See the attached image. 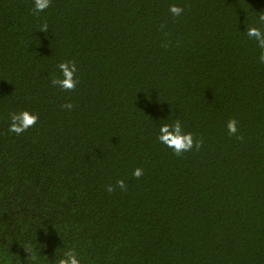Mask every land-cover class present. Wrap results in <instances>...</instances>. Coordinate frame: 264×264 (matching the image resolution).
Segmentation results:
<instances>
[{"label": "trees", "instance_id": "trees-1", "mask_svg": "<svg viewBox=\"0 0 264 264\" xmlns=\"http://www.w3.org/2000/svg\"><path fill=\"white\" fill-rule=\"evenodd\" d=\"M33 10L0 0V264L69 250L81 264H264V64L246 34L264 28V0ZM65 61L74 91L51 83ZM24 110L39 119L18 136L10 115ZM176 120L199 150L157 139ZM119 179L126 190L109 193Z\"/></svg>", "mask_w": 264, "mask_h": 264}, {"label": "clouds", "instance_id": "clouds-1", "mask_svg": "<svg viewBox=\"0 0 264 264\" xmlns=\"http://www.w3.org/2000/svg\"><path fill=\"white\" fill-rule=\"evenodd\" d=\"M51 4V0H34V13H39L47 9ZM169 11L173 16H180L184 9L178 5H171ZM257 23L264 26V12H260L257 18ZM39 30L48 32V24L44 23L39 26ZM246 34L249 39L254 40L257 43L260 51L259 62L264 64V28L262 27H248ZM61 72L60 77H54L51 81L52 85L58 86L64 91H74L79 83V79L76 76L78 71L75 61H65L58 65ZM62 107L71 110L73 105L71 103L65 104ZM11 124L9 131L15 133L16 135H21L28 129L36 126L39 119L37 114H33L28 110L21 111L19 113H12L10 115ZM227 129L230 135H237L238 122L235 119H231L227 123ZM157 139L172 149L177 156L182 155L185 152L191 151L194 147L199 150L203 145L204 141L202 138H194L191 132L185 133L183 131L182 124L179 120H176L174 124H164L160 127L159 135ZM237 139L243 140L242 135H238ZM133 176L139 179L143 175L142 168H136L133 171ZM126 190L127 185L123 179L116 181L115 185H108L107 191L113 193L116 189ZM31 253V250H27ZM33 259L35 256L31 253ZM59 264H81L80 259L77 257L75 250H69L64 254V256L59 260Z\"/></svg>", "mask_w": 264, "mask_h": 264}]
</instances>
